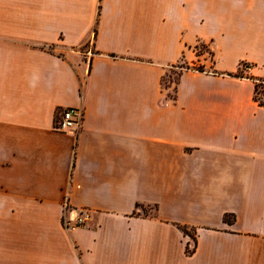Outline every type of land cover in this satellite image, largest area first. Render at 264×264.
I'll return each instance as SVG.
<instances>
[{"label":"crops","instance_id":"1","mask_svg":"<svg viewBox=\"0 0 264 264\" xmlns=\"http://www.w3.org/2000/svg\"><path fill=\"white\" fill-rule=\"evenodd\" d=\"M261 77L264 0H0V264H264Z\"/></svg>","mask_w":264,"mask_h":264},{"label":"built area","instance_id":"2","mask_svg":"<svg viewBox=\"0 0 264 264\" xmlns=\"http://www.w3.org/2000/svg\"><path fill=\"white\" fill-rule=\"evenodd\" d=\"M82 117L83 112L80 107H68L62 111L57 121V128L62 131L76 132L81 126ZM89 217L87 211L73 214V209L69 207L67 200H64L61 222L66 231L72 232L83 226Z\"/></svg>","mask_w":264,"mask_h":264},{"label":"trees","instance_id":"3","mask_svg":"<svg viewBox=\"0 0 264 264\" xmlns=\"http://www.w3.org/2000/svg\"><path fill=\"white\" fill-rule=\"evenodd\" d=\"M237 74L238 73H236L235 75H237ZM252 79H253V82H254L253 98H254L255 101L258 102L259 105H263L264 106V77L252 78ZM138 207L142 210V214L143 215L147 214L144 206L137 205V208ZM152 208L155 209V207H152ZM136 213H137L136 211L133 212V214H136ZM224 219L225 220L228 219V215L227 214L224 215ZM179 227L184 233L190 235V237L192 238L193 244L191 245V247L187 248V252L188 253L193 252L194 249H195V236H194L195 229L189 228L187 226H182V225L179 226Z\"/></svg>","mask_w":264,"mask_h":264},{"label":"rangeland","instance_id":"4","mask_svg":"<svg viewBox=\"0 0 264 264\" xmlns=\"http://www.w3.org/2000/svg\"><path fill=\"white\" fill-rule=\"evenodd\" d=\"M197 48L199 51H203V49H205L201 44L197 45ZM185 64L182 62L177 63L172 69L171 72L167 74V76L165 77V82L167 83L168 81L173 82L176 78H177V74L179 73V71L181 70V67H184ZM243 71V70H241ZM145 210L148 212H150L149 208H145Z\"/></svg>","mask_w":264,"mask_h":264}]
</instances>
